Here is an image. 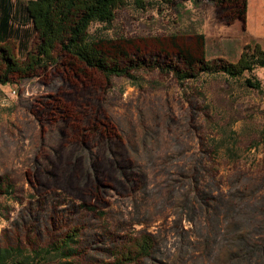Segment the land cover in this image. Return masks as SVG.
I'll use <instances>...</instances> for the list:
<instances>
[{
    "label": "rangeland",
    "instance_id": "obj_1",
    "mask_svg": "<svg viewBox=\"0 0 264 264\" xmlns=\"http://www.w3.org/2000/svg\"><path fill=\"white\" fill-rule=\"evenodd\" d=\"M9 1L13 30L0 45L21 60L38 34L20 10L27 0ZM142 1L90 29L109 56L144 64L134 76L54 69L0 86V242L17 248L8 264H264V69L246 73L263 90L166 69L178 53L237 61L254 37L264 43V0Z\"/></svg>",
    "mask_w": 264,
    "mask_h": 264
},
{
    "label": "trees",
    "instance_id": "obj_2",
    "mask_svg": "<svg viewBox=\"0 0 264 264\" xmlns=\"http://www.w3.org/2000/svg\"><path fill=\"white\" fill-rule=\"evenodd\" d=\"M173 7L179 5L178 0H164ZM223 3L224 0H212ZM125 0H27L21 4L26 17L33 22L38 34V42L34 47L24 46L23 58L20 60L13 50L1 47L0 55L6 69H0V86L8 84L12 75L29 77L32 74L48 73L50 70H61L64 66L77 68L88 75L89 72L110 76H134L132 70L144 66L137 61L124 62V56L113 58L96 46L90 31L94 23H111L117 15V9ZM140 6L142 0H136ZM0 42L7 43L12 33V4L9 0H1ZM180 63L166 65L179 80L184 81L197 77L203 72L224 73L230 78H243L247 86L263 90L262 81L256 76L246 77L257 68L264 69V48L258 41L244 45L240 58L230 61L224 58L214 60H197L191 63L182 53H178ZM183 64L180 66V64ZM158 64V63H155ZM88 72V73H87ZM94 126V125H93ZM110 128L106 126V134ZM109 134V133H108ZM71 237V235H70ZM68 237V238H70ZM69 242L70 240H65ZM150 241L137 246L139 253H147ZM68 245V243L66 244ZM69 248L70 245H68ZM16 247L2 245L0 242V264H8L14 257ZM20 253L22 252L19 249ZM62 254L72 255L73 250L61 249ZM72 251V252H71Z\"/></svg>",
    "mask_w": 264,
    "mask_h": 264
},
{
    "label": "flooded vegetation",
    "instance_id": "obj_3",
    "mask_svg": "<svg viewBox=\"0 0 264 264\" xmlns=\"http://www.w3.org/2000/svg\"><path fill=\"white\" fill-rule=\"evenodd\" d=\"M63 69H65V70H68V71H70L71 73H74V74H79V73H81V72H79V70L77 69V68H68V67H65V68H63ZM62 70V69H61ZM88 73V72H87ZM89 73H93V72H89ZM86 78L88 77L87 75H84ZM58 112H59V114L60 115H65V116H68V114L70 113V110H69V107H66V104H64V103H61V105H59L58 106ZM97 123H99V128H100V130H101V132H103V134L105 133L106 134V132H105V128H106V126H108L109 127V125L108 124H106V123H104L103 121H100V122H97ZM96 123V124H97ZM94 126H95V124H94ZM76 128V127H75ZM110 128V127H109ZM80 130H78V132H76V136L77 137H79V138H82L83 136L80 134V132H79Z\"/></svg>",
    "mask_w": 264,
    "mask_h": 264
},
{
    "label": "crops",
    "instance_id": "obj_4",
    "mask_svg": "<svg viewBox=\"0 0 264 264\" xmlns=\"http://www.w3.org/2000/svg\"><path fill=\"white\" fill-rule=\"evenodd\" d=\"M254 38H256L262 44V46L264 48V43H262L259 38H257V37H254Z\"/></svg>",
    "mask_w": 264,
    "mask_h": 264
}]
</instances>
